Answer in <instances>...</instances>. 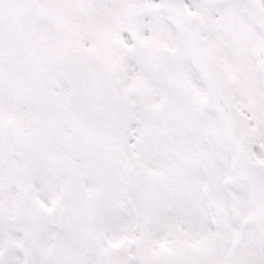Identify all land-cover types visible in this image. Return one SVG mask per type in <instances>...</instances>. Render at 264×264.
<instances>
[{"label": "snow or ice", "instance_id": "obj_1", "mask_svg": "<svg viewBox=\"0 0 264 264\" xmlns=\"http://www.w3.org/2000/svg\"><path fill=\"white\" fill-rule=\"evenodd\" d=\"M0 264H264V0H0Z\"/></svg>", "mask_w": 264, "mask_h": 264}]
</instances>
